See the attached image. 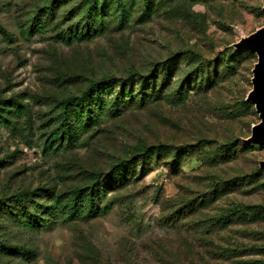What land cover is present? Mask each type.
Masks as SVG:
<instances>
[{
	"label": "rangeland",
	"instance_id": "rangeland-1",
	"mask_svg": "<svg viewBox=\"0 0 264 264\" xmlns=\"http://www.w3.org/2000/svg\"><path fill=\"white\" fill-rule=\"evenodd\" d=\"M48 1L0 0V24L12 38L0 34V98L27 104L12 125L0 122V197L34 191L37 215L47 218L48 192L80 184L89 172L107 173L137 143L163 144V155L142 176L138 163L134 179L102 200L113 201L107 213L91 220L58 217L31 229L13 203L11 210L1 204L0 236L33 248L29 264H264V144L216 155L219 144L249 138L260 121L248 101L257 55L235 44L264 27V0H154L150 14L128 0L126 24L116 25L109 11V27L96 20L89 36L87 0H60L56 12L40 13L38 26L34 18ZM188 49L209 59L225 55L208 88H191L182 101L174 94L128 101L121 116L102 119L77 147L44 154L57 100L91 79L143 70ZM180 65L187 71L198 61ZM200 138L209 147L195 146ZM182 144L195 147L171 164L170 147Z\"/></svg>",
	"mask_w": 264,
	"mask_h": 264
},
{
	"label": "trees",
	"instance_id": "trees-1",
	"mask_svg": "<svg viewBox=\"0 0 264 264\" xmlns=\"http://www.w3.org/2000/svg\"><path fill=\"white\" fill-rule=\"evenodd\" d=\"M127 2L128 0H87L82 16L86 20L88 30L85 33L88 34L87 36L91 33V29L95 28L96 20L100 22V29L109 27L111 22L105 18V13L109 11L113 12L116 25L121 27L126 24L129 20V13L126 11ZM140 3L142 13L150 14L154 0H140ZM59 7L60 0H49L35 16L36 25H41L38 18L41 16L40 13L49 16L56 12ZM0 34L8 40L12 39L9 32L1 24ZM238 49L242 50L241 48ZM247 52L254 58L256 57L254 52ZM222 54L220 52L215 58L209 59L199 51L188 49L172 53L165 60L153 62L143 70L133 69L121 76L110 74L89 80L80 93L64 96L55 103L53 115L47 118L49 134L42 143L44 154H60L77 147L82 140V134L89 132L94 125L100 127L102 119H115L117 116H121L120 106L128 101L141 105L150 99L160 102L163 94H174L182 101L191 88H208L216 81L222 61L225 60V55ZM183 59L198 61V66L191 70L182 71L180 63ZM249 105L248 102L243 103L244 108L248 109ZM26 109L27 104L14 96L0 98V122L5 125H12L13 119L22 117ZM246 139L243 141L228 139L225 143L219 144L216 155L226 157L235 152L240 144L245 145V147L250 145ZM210 141L200 138L195 146L199 148L204 145L208 146ZM195 146L184 144L171 146V164L177 163L178 165L180 156L190 153ZM163 149V144L148 146L139 142L134 146V152H131L128 158H121L107 173L89 172L80 184L72 185L69 189L60 192L51 190L47 194L49 199L46 207L47 218H40L37 215L39 202L36 200L34 191L25 189L14 192L8 199L0 197V205L4 204V207L11 210L10 203H13L22 213L26 225L31 229L40 228L58 217H65L69 221H75L80 217L89 220L94 219L106 214L113 202L111 199L106 200L102 206V200L108 199L111 193L134 179L138 163L141 162L142 164L140 174L142 176L144 174L143 169L150 165L154 156H156L157 163H160L161 158L159 157L163 155ZM201 149L205 150L206 148ZM213 187V193L220 189L217 183ZM14 217L18 218L19 214H14ZM0 255L6 256V261H2L0 264H10L14 261L29 264L37 257L33 248L13 244L1 236ZM0 260L3 259L0 258Z\"/></svg>",
	"mask_w": 264,
	"mask_h": 264
},
{
	"label": "water",
	"instance_id": "water-1",
	"mask_svg": "<svg viewBox=\"0 0 264 264\" xmlns=\"http://www.w3.org/2000/svg\"><path fill=\"white\" fill-rule=\"evenodd\" d=\"M235 47L256 53L257 62L253 68V89L248 96V101L255 105L260 121L252 126V133L246 139L247 143L264 144V27L241 39ZM260 166L264 169V160Z\"/></svg>",
	"mask_w": 264,
	"mask_h": 264
}]
</instances>
